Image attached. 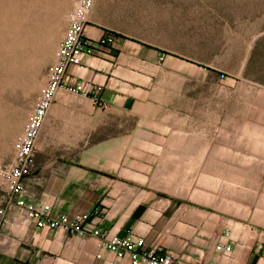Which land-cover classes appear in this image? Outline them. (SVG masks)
Returning <instances> with one entry per match:
<instances>
[{
    "label": "crops",
    "instance_id": "1",
    "mask_svg": "<svg viewBox=\"0 0 264 264\" xmlns=\"http://www.w3.org/2000/svg\"><path fill=\"white\" fill-rule=\"evenodd\" d=\"M107 31L88 20L95 53L70 68L79 92L57 93L24 181L26 197L50 204L55 215L87 216L88 235L38 229L7 204L0 178V264H130L107 251L94 229L142 238L148 248L175 252L182 264H264V146L260 179L248 176L243 202L223 218L201 192L189 191L195 186L186 174L191 166L199 171L190 160L203 157V139L167 131L172 115L151 85L155 57L121 37L100 45ZM21 113L0 168L11 163L28 125V111ZM256 167L246 162L245 170ZM218 243L230 253H218Z\"/></svg>",
    "mask_w": 264,
    "mask_h": 264
},
{
    "label": "rangeland",
    "instance_id": "2",
    "mask_svg": "<svg viewBox=\"0 0 264 264\" xmlns=\"http://www.w3.org/2000/svg\"><path fill=\"white\" fill-rule=\"evenodd\" d=\"M80 2L0 0V153L21 112L35 108ZM88 20L155 57L151 85L172 115L167 131L203 139V157L190 160L199 171L186 174L189 191L229 217L248 176L260 179L264 0H95ZM246 162L257 172H246Z\"/></svg>",
    "mask_w": 264,
    "mask_h": 264
},
{
    "label": "built area",
    "instance_id": "3",
    "mask_svg": "<svg viewBox=\"0 0 264 264\" xmlns=\"http://www.w3.org/2000/svg\"><path fill=\"white\" fill-rule=\"evenodd\" d=\"M94 2L95 0H81L72 15L64 37L59 42L57 58L51 68L47 85L30 114L24 133L14 144L13 159L9 165L0 168V178L4 181L7 190L8 205H15L28 220L35 222L38 229L60 230L69 235L82 237L88 235L85 229L87 216L55 215L50 204L37 203L26 197L24 181L32 172L37 141L57 93L60 90L71 94L79 92L75 87L74 79L70 76V68L82 66L85 57L95 53L92 41L86 34L88 18ZM113 42L114 38L106 35L101 39L100 45ZM106 107V104L100 105L102 109ZM3 213L4 211L1 210L0 214ZM91 235L102 239L107 251L119 259H128L130 264H182L175 252L157 247L148 248L142 238L120 237L110 230L98 229L92 230ZM216 251L228 255L231 246L218 243Z\"/></svg>",
    "mask_w": 264,
    "mask_h": 264
}]
</instances>
